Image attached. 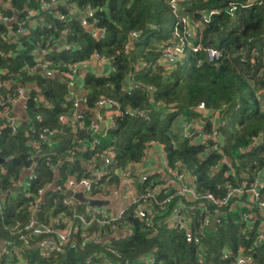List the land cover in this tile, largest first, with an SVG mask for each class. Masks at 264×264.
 I'll return each instance as SVG.
<instances>
[{
	"label": "trees",
	"instance_id": "obj_1",
	"mask_svg": "<svg viewBox=\"0 0 264 264\" xmlns=\"http://www.w3.org/2000/svg\"><path fill=\"white\" fill-rule=\"evenodd\" d=\"M42 1L0 0V15L13 16L9 22L0 21V99L13 95L19 86L25 87L28 94L27 119L16 132L4 126L0 117V264H145L149 256L154 258L153 264H226L222 258L224 249L235 252L239 247H244L256 264H264V245L256 247L252 243L255 226L237 224V210H241L237 202L241 197H234L227 205L206 200L198 205L184 198L189 230L166 223L175 197L165 213L153 218L155 233H150L146 218L134 217L131 206L115 222L125 227L124 231L97 243L77 232L76 247L66 246L63 252L42 253L37 243L43 235H33L24 227L33 216L29 203L37 197L39 188L46 190L53 183L57 171L61 190L53 189L45 196L35 216L39 222L71 211L63 203L67 191L63 183L69 176L90 177L92 170L105 168L110 175L108 179H97L92 195H107V187L118 185L116 170L141 164L142 149L151 141L164 144L170 165L179 161L187 176L196 175L194 183L200 194L211 192L220 197L228 184L248 185L264 165V111L256 98L264 87V0H254L248 6L247 0L177 1L178 12L195 26L191 40L200 47L196 52L187 50L184 58L168 66L156 64L174 33L175 14L168 0H58L57 5L48 8H42ZM232 6L236 8L231 16ZM28 10L33 16L22 23L26 33L12 34ZM206 10L212 16L204 22L201 14ZM56 12L65 17L59 19ZM94 28L104 29V38L100 39ZM131 32L136 36L132 37ZM209 46L220 50L217 60L205 59V47ZM253 49L257 55L252 54ZM95 54L106 57L114 69L102 75L90 71L85 76L88 107L96 109L98 100L111 99L121 113L115 117L114 127L77 131L71 123L62 124L58 119L60 113L68 115L70 111L62 108L69 93L66 68L81 61L93 63ZM35 57L47 60L45 71L26 69ZM140 61L155 66H139ZM148 85L153 87L151 91ZM200 103L207 112H200ZM216 112L213 124L209 117ZM36 114L41 115L40 120L35 119ZM86 116V123L94 122L89 114ZM199 118L204 120L203 142L183 137L179 121ZM32 126L39 130L33 132ZM44 126L58 132L49 143L36 149L32 143L38 140ZM78 149L79 158L70 160ZM104 150L113 153L110 163L88 165L94 153ZM31 166L37 178L28 187L18 184ZM152 181L151 176L144 179L137 185L138 191ZM191 204L193 210H189ZM85 208L83 203L75 204L78 211ZM206 216L215 219L213 227L204 224ZM18 222L20 231L13 228ZM92 232H110V226L95 223L87 229V234ZM190 235L202 237L200 246ZM3 242L7 244L5 252ZM198 252L203 263H199Z\"/></svg>",
	"mask_w": 264,
	"mask_h": 264
},
{
	"label": "built area",
	"instance_id": "obj_2",
	"mask_svg": "<svg viewBox=\"0 0 264 264\" xmlns=\"http://www.w3.org/2000/svg\"><path fill=\"white\" fill-rule=\"evenodd\" d=\"M62 3H66L69 0H61ZM254 0H247L245 3L246 6L251 5ZM59 1L58 0H43L42 1V8H48L51 5H57ZM233 4V3H232ZM170 8L175 14V23H174V33L177 34L176 30H184L187 35H190V32L188 31V25L189 23L193 22L191 19H189L186 15H183L181 13H177V0H173L170 3ZM235 6H232L230 8V14L233 15V10L235 9ZM56 15H58L59 19H63L65 15L63 13L56 12ZM33 16V12L31 10H28L27 13L23 17L22 22H17V27L12 31V34L14 35H24L26 33V29L22 25V23L25 20H30ZM212 16L211 11H202L201 18L202 21L206 22L210 19ZM13 19L12 15H0V21H10ZM12 23V22H11ZM197 25L200 24L199 21H195ZM194 25V24H193ZM90 27L91 24L87 25ZM195 27V26H194ZM264 30V27H263ZM94 31L97 32L100 39L104 38L105 31L101 28H94ZM62 33H66V30H63ZM196 32L194 31V34ZM193 34V36H195ZM131 36L135 37L136 33L131 32ZM192 36V37H193ZM251 40V37L249 38ZM200 47L199 43H194L191 39H184L182 42L173 41L171 43H168L166 47L164 48L160 59L156 64H164L165 66H168L170 64L175 63L178 59H181L185 56L187 50H192L193 52L198 51ZM252 53H256L255 49L252 50ZM220 56V50L216 47L209 46L205 47V59L208 61H214L217 60ZM93 62L96 63L99 66L108 65V70H113L114 66L110 64V61L99 54H95L93 57ZM200 62V61H199ZM89 62L81 61L79 63H75L66 69L69 71L68 76L70 77L71 84L75 86H78V84H81L84 86V79L85 77L78 81L77 77L81 74V69L88 65ZM146 63L143 61H140L138 65L144 66ZM49 66V63L47 60H43L39 57H35L33 60V64L30 66H27L26 69L30 72H36V71H45L47 67ZM59 71L57 70L58 73ZM106 72H103L105 74ZM102 75V74H100ZM128 89L129 87L126 86ZM148 90L151 91L153 87L151 85L147 86ZM75 91H69L66 99L67 102L62 105V108H65L66 111L69 113H60L58 116L59 121L62 124H69L71 123L74 130L79 131H92L97 132L99 130L98 122H90L86 123V114L88 115V111L92 110V108H89L88 106V99L84 96L85 93L78 95L74 93ZM28 97L27 90L23 86H19L13 95L9 96L7 99L4 100L0 99V117L4 121V126H7L12 132H16L19 129V118L15 114L13 107L18 102H21L24 109H26V99ZM96 109H104V114H108L110 111L112 114H108V120H109V127L115 126V117L118 116L120 112L119 106L115 102H113L111 99H100L96 102ZM198 108L200 109V112H204L207 110L204 107L203 103H200L198 105ZM115 111V112H114ZM218 112L213 114L211 116L210 121L212 123H215L216 115ZM36 120L41 119L40 114L35 115ZM73 119V120H72ZM97 119L101 120L102 117L99 116ZM202 121V124L204 125V120L200 119ZM195 120H186L180 122V130L181 135L183 137H188L190 139H193L195 142H203L204 140V133L202 129L197 130L195 129ZM203 127V126H202ZM32 131L37 132L39 130V127L32 126ZM38 129V130H37ZM58 132L56 128H50L48 126H44L40 128V132L38 134V140H34L32 145L34 148L39 149L41 148L42 144L49 143L51 138ZM215 129H213L210 133L211 137H214ZM153 145H159L162 149V171H160L157 175V177L150 172L147 173V171H142L139 173L136 172L129 164L125 165L118 170H116V173L118 174L119 182L118 185H112L111 187H107L108 194L104 195L103 193H99V195H92V191L95 188L97 181L102 177L108 179L110 172L109 170L103 169H94L92 170L90 177H82V178H75L68 177L64 183L63 188L67 191L70 190L73 193L76 192H82L83 195L86 197V199H95V198H101V199H111V202L114 201L121 192H123L124 197L126 198L127 204L125 207L120 209L117 212L111 211L109 208L111 202L107 206H101V207H94L89 206L87 203L86 208L83 212L78 211L75 209V204L80 203L78 202L73 196H65L63 199V203L67 204L72 213V216L66 215L64 213H59L56 216L50 217L48 222L42 221L39 222L37 220L36 209L40 208V206L43 204L42 196L45 191V188H39L37 191V197L33 199L28 205L30 210H33V216L30 217L27 224L24 226L25 229L30 230L31 234L33 235H43L39 242L37 243L39 249L42 253H50V252H63L65 250V247L68 246L69 248H75L77 245V241H75L74 235L76 233V225L75 221L76 219H79L82 223L85 225H90L93 223H97L100 225H107L110 226V232H103V234L99 233H93L91 238L95 243L102 241L105 242L110 239L111 236H116L119 234V230L122 232L124 231L123 228L125 227H119L115 225V222L122 219L123 214L125 210L128 207L134 206L133 208V214L134 217L139 219H147L146 226L149 229L150 233H155L156 226L153 224V218L158 215V213L163 214L167 211V206L174 202V198H176V202L169 214H167L166 223L169 225V227L172 228H178L183 230H189V220L187 217V209L188 206L184 202V198L189 199V201H196L195 203H198V205H203V202L201 200H206L209 203H212L214 205H227L229 201H231L234 197H241V202L238 201V204H241V210H237V224H245L247 227H254L255 231L254 235L252 237V243L254 246L259 247L261 245H264V165L262 166V170L258 171L252 181L246 185L241 184L240 186H234L232 184L226 185L225 194L217 197L214 196L213 193L207 192L200 194L196 191V184L194 181L197 179L196 175L187 176L183 169L180 166V162H175L173 165H170L167 160L166 152L164 149V144L157 143L155 141H151L149 143H146V145L142 149V157H141V164L143 165L144 161H147L149 159L150 149ZM78 147H81L78 145ZM90 149H93L90 147ZM80 149L72 152L70 156V160L74 158H79ZM113 156V153L111 150H104L102 152H96L93 154L92 157L88 160V165H91L95 163V165H98V162H101V165L110 163V159ZM82 162H84L83 159H81ZM85 163V162H84ZM143 169V166H142ZM26 181L25 186H29L34 179L37 178V174L35 173V167L31 166L26 169ZM153 177L152 182H149L145 185L144 189L140 192L137 189V185H141V183L146 179L147 177ZM139 177V178H138ZM137 178L140 180V182L137 181ZM25 179V177H24ZM23 179V180H24ZM98 179V180H97ZM172 180L174 183L170 184L169 181ZM57 189L61 190V187L57 186ZM27 191V190H26ZM165 193V195H164ZM163 194L164 197L162 199H159L158 196ZM26 195H29L28 193ZM2 196L0 194V200ZM194 203V204H195ZM156 206V209L152 207V205ZM194 204H191L189 206V210L194 209ZM159 208V212L157 210ZM256 209V210H255ZM258 215L261 216V219L258 221ZM159 216V215H158ZM258 223L256 224V222ZM205 225H211V219L206 216ZM256 224V225H255ZM125 225H129L127 222ZM14 229L17 231L21 230V224L18 222L13 226ZM122 229V230H121ZM24 235H21V238H24ZM193 242L199 245V241L201 240V236H192L189 237ZM25 243L27 242V239H24ZM7 250V244H4L2 246V251L5 252ZM199 256V263H203V259L201 257V253L198 252ZM222 258L224 260H227L226 264H256L254 262V257L247 253L244 250V247H239L235 252L229 249H224L222 253ZM154 258L152 256L148 257V262L145 264H153ZM106 264H121L119 261L114 263H106ZM125 264H142L141 262L136 263H130L126 261Z\"/></svg>",
	"mask_w": 264,
	"mask_h": 264
},
{
	"label": "crops",
	"instance_id": "obj_3",
	"mask_svg": "<svg viewBox=\"0 0 264 264\" xmlns=\"http://www.w3.org/2000/svg\"><path fill=\"white\" fill-rule=\"evenodd\" d=\"M107 64L104 66H99L96 63H89L88 65H86L85 67H83L81 70V74L77 77V80L80 81L83 76L85 77L90 71L94 72L96 71L99 75L103 74V72H108V68H107ZM83 75V76H82ZM54 77H58L56 74H54ZM71 84V83H69ZM73 85V84H72ZM74 87V85H73ZM74 93L78 94L84 93V86L81 84H78V86L74 87ZM80 94V95H81ZM0 98H2L0 96ZM13 110L15 112V114L17 115V117L19 118V122L23 123L24 121H26L27 119V114H26V110L24 109L23 105L21 102H18L17 104L14 105ZM104 109H92L88 111L89 114V118L93 121L98 122V126L100 127V125L103 127L102 129L106 128L107 126H109V120H108V114H112V112L110 111L108 114H104ZM115 112V111H114ZM99 116L102 117L101 120L97 119ZM184 119H181L180 121H183ZM179 121V122H180ZM203 124L198 123V121H196L195 124V128L197 130L202 129ZM162 149L159 145H153L150 149V154H149V159L147 161H144L143 165L139 164L138 166L134 167L133 169L139 173H141L142 171H147L150 172L151 174L155 175L157 177L158 173L160 171H162V164H163V159H162ZM143 166V169H142ZM143 173V172H142ZM170 184H173L174 182L172 180L169 181ZM127 204L126 198L124 197L123 192L120 193V195L111 202V204L109 205L111 211L117 212L120 209H122L123 207H125Z\"/></svg>",
	"mask_w": 264,
	"mask_h": 264
},
{
	"label": "rangeland",
	"instance_id": "obj_4",
	"mask_svg": "<svg viewBox=\"0 0 264 264\" xmlns=\"http://www.w3.org/2000/svg\"><path fill=\"white\" fill-rule=\"evenodd\" d=\"M173 0H168V4H169V7H170V3L172 2ZM177 1H179V0H177ZM177 13H178V10H177ZM193 19V18H192ZM198 27H201V23L198 25ZM188 31L190 32V35H187L186 34V32H184V30H180V29H177L176 30V32H177V34H173V38L171 39V40H169L167 43H166V45L168 44V43H171V42H173V41H177V42H182L185 38L186 39H188V40H190L191 39V37L193 36V34H194V31H195V27H194V25L192 24V23H189V25H188ZM256 51V50H255ZM252 54H256V53H252ZM257 54H258V52H257ZM256 54V55H257ZM263 56H264V54L262 53V61L264 62V58H263ZM182 58H184V57H182ZM160 59V56L158 57V59L157 60H159ZM143 62H145V61H143ZM146 64L143 66V67H154L155 66V64H151V62H145ZM164 75V74H163ZM164 77H165V75H164ZM124 89L125 90H127V91H129L130 89L128 88H126V86L124 87ZM256 98H257V100H258V103H259V106H260V109L262 110V111H264V87L263 88H261L257 93H256ZM113 102H115V103H117L116 101H114V100H112ZM209 118H211V117H209ZM216 119H217V116H216ZM215 119V120H216ZM196 121H198V123H200V124H202V121L200 120V118L199 119H195V122ZM181 122V121H180ZM180 122H179V124H180ZM75 159V158H74ZM101 165V164H100ZM57 171V170H56ZM57 174H58V171H57V173H56V175H55V179L57 178H59V174H58V177H57ZM69 177H73V176H69ZM21 179V178H20ZM22 182V184L23 183H25V181L23 180V181H21ZM21 182H20V180L18 181V184H21ZM54 182V181H53ZM52 184V183H51ZM50 184V185H51ZM49 185V186H50ZM49 188V187H48ZM47 188V189H48ZM46 189V190H47ZM45 198V197H44ZM95 199H101V198H95ZM112 199V198H111ZM45 200V199H44ZM152 207L154 208V209H156V206L153 204L152 205ZM72 211H70L69 213H65L64 212V214H66V215H69V216H72ZM93 224H95V223H93ZM93 224H90V225H85L84 223H82L79 219H76V221H75V225H76V233H75V235L77 234V232H79V234H81V237L82 238H84L85 239V237H87L90 241H93V239L91 238V236L93 235V232L92 233H90V234H87V229L90 227V226H92ZM80 228V229H79ZM122 230V229H121ZM95 233H97V232H95ZM83 234H85V237L83 236ZM99 234H101V233H99ZM111 237H113V236H111ZM110 237V238H111ZM94 242V241H93ZM113 252H115V250H112Z\"/></svg>",
	"mask_w": 264,
	"mask_h": 264
},
{
	"label": "water",
	"instance_id": "obj_5",
	"mask_svg": "<svg viewBox=\"0 0 264 264\" xmlns=\"http://www.w3.org/2000/svg\"><path fill=\"white\" fill-rule=\"evenodd\" d=\"M68 89L69 91H73L74 87L72 84L68 85ZM81 93H78V95H80ZM73 120V119H72ZM102 126L100 125L99 130H102ZM8 160V159H6ZM1 161V160H0ZM101 162H98V165H100ZM26 175V172L23 173L20 182L23 181L24 176ZM58 177V174H57ZM53 189H57V178L54 180V182L49 186V188L47 190L44 191L43 196H42V201L41 203L44 201V197ZM66 196H73L78 202L83 203V204H88L89 206H94V207H101V206H107L110 204L112 199H86V197L83 195L82 192H76L73 193L72 191L68 190L65 193ZM39 209V208H38ZM38 209H36V211L34 213H37ZM215 224V219L211 220V226L213 227Z\"/></svg>",
	"mask_w": 264,
	"mask_h": 264
}]
</instances>
